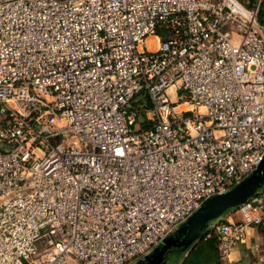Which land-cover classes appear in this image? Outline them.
<instances>
[{"label":"built area","instance_id":"1","mask_svg":"<svg viewBox=\"0 0 264 264\" xmlns=\"http://www.w3.org/2000/svg\"><path fill=\"white\" fill-rule=\"evenodd\" d=\"M263 4L0 0V264H131L256 169ZM263 223L264 189L219 263Z\"/></svg>","mask_w":264,"mask_h":264},{"label":"water","instance_id":"2","mask_svg":"<svg viewBox=\"0 0 264 264\" xmlns=\"http://www.w3.org/2000/svg\"><path fill=\"white\" fill-rule=\"evenodd\" d=\"M264 189V155L249 175L225 192L205 199L184 221L176 225L157 245L131 264H177L213 229L223 216L235 211Z\"/></svg>","mask_w":264,"mask_h":264},{"label":"crops","instance_id":"3","mask_svg":"<svg viewBox=\"0 0 264 264\" xmlns=\"http://www.w3.org/2000/svg\"><path fill=\"white\" fill-rule=\"evenodd\" d=\"M264 27V23L262 24ZM264 240V223L257 229L252 230L248 238L234 251L233 257L236 264H255L256 253L254 243ZM177 264H220L216 247H212L209 241H199L191 250L184 253Z\"/></svg>","mask_w":264,"mask_h":264},{"label":"trees","instance_id":"4","mask_svg":"<svg viewBox=\"0 0 264 264\" xmlns=\"http://www.w3.org/2000/svg\"><path fill=\"white\" fill-rule=\"evenodd\" d=\"M241 1L243 3H246L248 6H251L252 3L254 2V0H241ZM259 21L261 24L264 23V4L261 6V9L259 11ZM203 240L209 241L210 245H212V247H216V249H217L218 241H217L215 235H212L211 237H205Z\"/></svg>","mask_w":264,"mask_h":264}]
</instances>
